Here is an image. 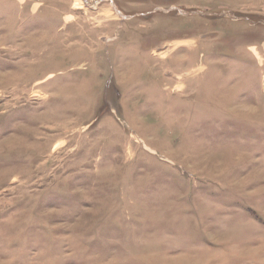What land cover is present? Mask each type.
Here are the masks:
<instances>
[{"label": "rangeland", "instance_id": "obj_1", "mask_svg": "<svg viewBox=\"0 0 264 264\" xmlns=\"http://www.w3.org/2000/svg\"><path fill=\"white\" fill-rule=\"evenodd\" d=\"M0 264H264V0H0Z\"/></svg>", "mask_w": 264, "mask_h": 264}]
</instances>
